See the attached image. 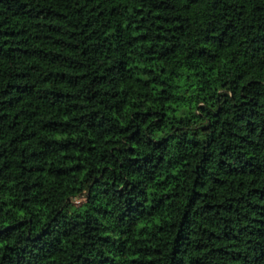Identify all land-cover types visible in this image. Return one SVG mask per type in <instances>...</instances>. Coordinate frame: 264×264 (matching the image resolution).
<instances>
[{
    "label": "trees",
    "instance_id": "1",
    "mask_svg": "<svg viewBox=\"0 0 264 264\" xmlns=\"http://www.w3.org/2000/svg\"><path fill=\"white\" fill-rule=\"evenodd\" d=\"M0 264H264V0H0Z\"/></svg>",
    "mask_w": 264,
    "mask_h": 264
}]
</instances>
